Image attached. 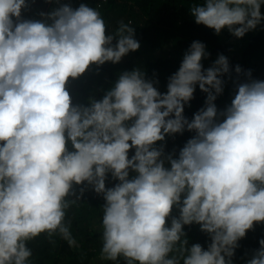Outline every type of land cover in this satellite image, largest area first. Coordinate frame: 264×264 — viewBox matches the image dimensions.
Segmentation results:
<instances>
[{"label": "clouds", "instance_id": "clouds-1", "mask_svg": "<svg viewBox=\"0 0 264 264\" xmlns=\"http://www.w3.org/2000/svg\"><path fill=\"white\" fill-rule=\"evenodd\" d=\"M56 2L24 19L26 0H0V264H30L28 242L42 233L75 246L65 217L88 186L104 201L101 260L233 264L238 241L264 223V80L236 65L235 94L218 109L228 58L204 68L209 53L194 40L166 92L134 68L101 99L73 103L70 79L120 62L140 43L130 22L108 32L97 8ZM262 5L203 0L189 11L196 24L242 38L264 21ZM197 85L207 95L189 120ZM185 131L193 135L178 153L157 146ZM192 224L208 236L206 248L189 243L183 226ZM258 243L246 264H264V238Z\"/></svg>", "mask_w": 264, "mask_h": 264}, {"label": "trees", "instance_id": "trees-1", "mask_svg": "<svg viewBox=\"0 0 264 264\" xmlns=\"http://www.w3.org/2000/svg\"><path fill=\"white\" fill-rule=\"evenodd\" d=\"M26 2L29 7L22 9L21 13L24 19H40V12H49L58 6L56 0ZM59 3H68L73 8L85 3L97 8L106 22L108 32H114L121 20L130 22L135 30L134 38L140 43L138 50L130 51L120 62H105L98 68L92 65L79 78L70 79L67 87L73 103L87 104L90 96L101 99L121 72L134 68L141 69L146 79L158 80V84L154 86L158 91L166 92L168 77L178 70L184 52L194 40L204 43L205 50L209 53L201 61L204 68L210 67L218 54L228 58L231 78L227 75L222 77L225 81L223 92L214 101L218 109L222 110L229 105L235 94L236 65L242 70H251L253 79L264 80V21L255 30L237 38L226 28L216 34L213 29L194 22L189 8L203 3V0H59ZM261 12L264 13V5L261 6ZM244 80L245 77L241 74L239 82ZM206 95L197 85L193 99L184 109V115L189 120L193 113L204 106ZM192 135L193 133L185 131L183 134L166 136L165 141L157 142V146L163 143L165 152L175 148L178 153ZM132 154L130 151L129 156ZM114 183L116 181L109 174L106 186L111 187ZM82 186L74 187L78 191ZM103 203L101 195L96 194L90 186L85 188L81 201L68 209L65 217L66 221H71L70 231L75 239V246H69L59 235H54V243H50L47 235L42 233L28 242V247L32 249L30 264H124L123 258L118 262L99 258ZM176 214L174 210L173 215ZM183 227L190 244L200 243L202 247H207L209 238L199 230V225ZM261 238H264V223L254 222L253 229L238 241L239 247L235 250L233 264H246L253 251L259 247L258 241Z\"/></svg>", "mask_w": 264, "mask_h": 264}, {"label": "rangeland", "instance_id": "rangeland-1", "mask_svg": "<svg viewBox=\"0 0 264 264\" xmlns=\"http://www.w3.org/2000/svg\"><path fill=\"white\" fill-rule=\"evenodd\" d=\"M40 18H41V17H40ZM169 50H170V49H169ZM169 50H168V51H169Z\"/></svg>", "mask_w": 264, "mask_h": 264}, {"label": "built area", "instance_id": "built-area-1", "mask_svg": "<svg viewBox=\"0 0 264 264\" xmlns=\"http://www.w3.org/2000/svg\"><path fill=\"white\" fill-rule=\"evenodd\" d=\"M102 1H104V0H102Z\"/></svg>", "mask_w": 264, "mask_h": 264}]
</instances>
